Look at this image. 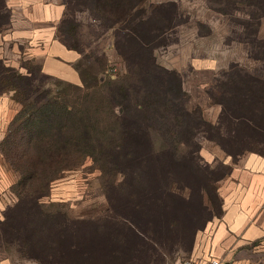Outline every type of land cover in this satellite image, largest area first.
<instances>
[{
    "label": "rangeland",
    "instance_id": "rangeland-1",
    "mask_svg": "<svg viewBox=\"0 0 264 264\" xmlns=\"http://www.w3.org/2000/svg\"><path fill=\"white\" fill-rule=\"evenodd\" d=\"M168 2H175L178 5L181 17L177 18V21L180 22V26L171 35L155 42L157 44L155 56L162 67L176 71L182 76L183 88L189 98L188 108L191 111L200 110L206 121L216 124L219 118H223L218 104V98L223 95L222 89L223 93L229 97L234 89H238L237 94L242 97L244 104L239 112H232L227 118L225 117L227 136L224 138L219 136L217 130L209 127H202L198 131L188 130L179 136L182 139H191L190 149L181 146L182 153L198 149L196 162L200 167L199 170L187 171L189 162L174 167L161 162L156 164L153 162L155 158L148 159L147 163L140 167L156 169V172L147 175L149 176L147 181L152 186L150 189H137L138 191L135 189L134 191L138 192L137 195L135 194L136 209L132 208L133 205L125 208L121 205V211L130 221H133L137 228L139 227L140 231L148 234V238L157 239V249L161 248L165 251L175 249L179 245L185 246L187 244L185 241H188L193 228L202 230L213 217L221 216L222 202L217 190L220 182L230 174L233 165L238 164V161L248 153L264 155V129L262 128L264 123V18L261 19L260 25L257 22L258 16L264 15V3L257 7L249 3L229 4L218 0H148L146 8ZM83 5L90 6L86 2ZM81 7L73 3L69 7L67 16L77 26V35L70 41L72 43L75 41L82 51L79 67L77 68L78 64L76 66L81 82L73 85L84 86L82 79H85L90 86L97 83L105 85L109 81L124 79L127 74L126 63L114 47L116 41H123L122 34L118 36L117 33L116 37L119 38H116L115 33L119 30L109 29L104 22L98 18L96 20V13ZM65 11L67 12L66 6ZM165 24H168V20L161 19L154 21V25L150 28L156 29ZM153 33L148 36V40L155 38ZM131 44L128 48L133 49L134 43ZM38 67L31 65L27 69L31 70L32 78L35 80L32 95L40 98L47 91H52L54 96L59 95L65 98L75 93L72 83L45 76ZM239 71L241 75L236 74ZM112 75L113 78H111ZM5 85L2 81L0 91ZM9 89L6 87L2 95H11L14 107L18 110L10 122L11 125L23 107ZM249 91L253 92L255 97L258 94V99L254 97L248 101V95L251 96ZM252 109L257 114H252ZM249 119L253 120L251 124ZM10 125L0 145V218H4L7 209L18 201L15 191L20 176L5 157L4 150L7 149V145L4 143L10 134L16 131L21 132L22 126L17 123L11 128ZM166 126L170 129L173 123H168ZM21 135L18 133L19 137ZM154 140L157 146L164 145L166 141L161 137H155ZM167 159L164 158L165 161ZM118 167L129 169L133 166L119 164ZM134 167L139 169L138 165ZM138 174L129 172L126 178L127 183L137 180L135 178ZM115 177L120 181L123 180L117 174ZM111 178L110 180L103 178L98 166L88 158L82 166L63 172L52 182L47 196L41 201L47 213L67 212L71 218L75 219L103 217L109 213L106 193L110 191L106 190L104 185L106 180L111 184ZM156 185L160 187H158L160 190L156 191L153 188ZM27 213V211L15 212L13 216H16L20 226L21 223L23 224V237L30 239L31 221ZM168 220L170 223L167 225L165 222ZM57 221L59 224L63 223V220ZM191 224L192 229L189 228ZM73 226L75 231L83 233L81 238L85 241L82 243L75 241V245L78 244L77 253H72L68 248L64 258L60 253L56 254L55 263L95 264L93 257H85L89 254L86 250L93 248L88 247L84 237L85 234H93L95 227L85 225V222H79ZM18 228L8 226L6 229L7 240L11 241L7 243L6 248L12 255L15 249L16 253L20 251L17 248L21 243L16 236L20 233ZM69 229L68 227L67 230ZM150 239L152 238L148 241ZM178 240H181L182 244H178ZM29 245H23V252L26 250L27 255H31ZM187 258L189 255L181 252L174 264Z\"/></svg>",
    "mask_w": 264,
    "mask_h": 264
},
{
    "label": "trees",
    "instance_id": "trees-1",
    "mask_svg": "<svg viewBox=\"0 0 264 264\" xmlns=\"http://www.w3.org/2000/svg\"><path fill=\"white\" fill-rule=\"evenodd\" d=\"M61 1L67 9L59 30L61 40L70 49L82 54L77 43L70 41L77 35V26L67 18L69 7L74 3L96 13V20L98 18L111 30H119L120 33L116 32L115 37L117 33L118 36L122 34L123 41H116L114 47L126 63L127 74L124 79L109 81L105 85L97 83L90 86L82 79L84 86L71 84L75 91L71 97L54 96L52 91H47L43 97L38 98L32 95L35 80L31 70L24 75L0 61V84L2 81L6 84L0 96L6 87L10 88L9 91L13 92L23 107L10 125L13 128L20 123L21 132L10 134L4 143L7 145L5 157L19 173L20 180L15 191L18 201L5 212V222L1 224V229L19 227L20 233L16 236L21 243L17 248L22 254L25 252L23 256L34 258L39 264H58L54 257L60 253L64 258L68 248L72 253L78 252L75 241L78 243L77 235L82 232L75 231L73 225L79 221H72L67 212L47 213L41 201L47 196L51 183L63 172L72 171L82 166L86 159H92L103 178L110 180L112 177L111 184L106 180L104 185L106 190H110L108 196L124 199L119 201L125 207L133 205L132 208L136 209L135 194L138 192L134 190L150 189L152 185L147 181V175L156 172V169L151 170L147 166L140 168L148 159L155 158L154 163L161 162L170 167L189 162L187 171L199 170L196 162L198 149L182 153L181 146L190 149L191 139L179 136L188 130L198 131L202 127H209L217 130L219 136L224 138L227 136L225 117L232 112H239L244 104L242 97L237 94L238 89H234L231 97L223 93L222 89L223 95L218 98V104L224 119L219 118L216 124L206 121L200 110L191 111L188 108L189 98L183 88L182 76L162 67L155 56V42L171 35L180 26L177 18L181 15L175 2L146 8L148 0ZM84 1L90 6L83 5ZM218 1L240 5L249 3L257 7L264 3V0ZM263 18L264 15L258 16V25ZM9 19L10 11L6 2L0 0V31L9 24ZM161 19L168 20V24L156 29L150 28L154 21ZM152 33L155 38L150 41L148 36ZM132 42L134 48H128ZM236 74L241 75V71ZM249 94L251 96L248 95V101L255 97L253 92L249 91ZM255 98L258 99V94ZM252 114L257 113L252 109ZM248 121L250 124L253 122L252 119ZM168 123H173L172 128L167 129ZM18 133L22 135L19 137ZM155 137L166 140L164 145L157 146ZM164 158L168 159L165 161ZM119 164H130L133 167L120 169ZM134 165H138L139 169ZM129 172L139 173L133 183L126 181ZM115 174L123 180L120 181ZM158 187L156 185L153 188L157 191L160 190ZM21 211H27L30 215V239L23 237V224L20 226L16 216H13V213ZM58 219L63 220V223L59 224ZM124 220L127 222L126 218ZM128 222L130 228H135L130 219ZM23 245L31 246V255L28 256L26 250L23 252Z\"/></svg>",
    "mask_w": 264,
    "mask_h": 264
},
{
    "label": "crops",
    "instance_id": "crops-1",
    "mask_svg": "<svg viewBox=\"0 0 264 264\" xmlns=\"http://www.w3.org/2000/svg\"><path fill=\"white\" fill-rule=\"evenodd\" d=\"M60 1L5 0L10 19L0 31V61L6 67L26 75L28 66L36 65L45 75L72 84L81 82L76 65L82 56L60 38L59 29L66 12ZM17 111L11 95L0 96V145ZM238 162L217 190L222 202L221 216L213 217L202 230L193 228L184 247L157 249V239L149 237L152 239L148 241V234L135 224V228H130L127 215L121 211V205L123 208L125 205L106 193L107 215L94 219L69 216L72 221L95 226L93 234L84 235L88 247L93 248L86 250L89 254L85 257H93L95 264H174L178 254L185 252L189 255L187 259L264 264V155L248 153ZM169 220L165 222L167 225ZM4 222L5 217L0 218V264H39L34 258L24 257L21 251L16 253V249L13 255L8 252L6 230L1 229ZM82 234L77 235L81 243L85 241ZM177 242L182 244L181 240Z\"/></svg>",
    "mask_w": 264,
    "mask_h": 264
},
{
    "label": "built area",
    "instance_id": "built-area-1",
    "mask_svg": "<svg viewBox=\"0 0 264 264\" xmlns=\"http://www.w3.org/2000/svg\"><path fill=\"white\" fill-rule=\"evenodd\" d=\"M181 264H222V262L217 258H210L208 260L187 259L184 260Z\"/></svg>",
    "mask_w": 264,
    "mask_h": 264
}]
</instances>
